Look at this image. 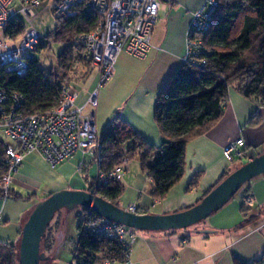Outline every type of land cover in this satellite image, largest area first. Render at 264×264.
I'll return each instance as SVG.
<instances>
[{"label":"trees","instance_id":"trees-1","mask_svg":"<svg viewBox=\"0 0 264 264\" xmlns=\"http://www.w3.org/2000/svg\"><path fill=\"white\" fill-rule=\"evenodd\" d=\"M53 1L59 3L61 0ZM219 2L220 7L210 31L202 36L207 50L204 55L206 63L201 67L184 63L157 97L155 122L165 137L160 150L147 144L119 117L99 136L103 151L102 170H114L126 157L129 160L138 158L142 171L153 183L151 194L157 200L168 196L183 178L187 144L213 129L224 117V106L231 88L238 89L245 99L260 102L264 107V0ZM100 20L98 14L85 11L74 20L58 23L54 40L66 45L64 52L58 56V71L42 70L36 58L28 62V74L21 79L6 74L0 67V88L9 95L22 94L26 100L23 109L27 115L55 109L62 100L63 84L76 64V53L84 51L77 38L93 31ZM26 28L24 21L18 18L8 27L5 37L17 38L26 32ZM42 46L36 53L40 52ZM80 61H83V57ZM251 122L252 125L259 123ZM6 148L7 144L1 140L0 181L8 171ZM243 152L246 154V150ZM248 160L247 156L244 161L234 163H239V169ZM86 173L82 174L85 176ZM229 174L230 171L225 173L220 182ZM199 179L200 175L196 176L192 186L197 185ZM88 186L89 193L115 206H118L117 201L124 191L119 182L98 189H95L94 182H88ZM11 194L12 191L8 196L0 194V199L5 200ZM83 212L90 217H97L88 209L83 208ZM78 230L80 236L73 253L74 264H101L108 259L123 264L127 252L122 244L83 233L82 221ZM18 245L0 242V264H19ZM235 264H264V260L252 263L235 260Z\"/></svg>","mask_w":264,"mask_h":264},{"label":"crops","instance_id":"crops-1","mask_svg":"<svg viewBox=\"0 0 264 264\" xmlns=\"http://www.w3.org/2000/svg\"><path fill=\"white\" fill-rule=\"evenodd\" d=\"M182 1L183 6L180 4V0H177L174 5L162 13L172 15L177 10L188 7V13L181 22L183 24L180 25L182 41H180V52L174 59L163 58L160 55V50H155L149 55L148 67L153 70L149 75V83H147L149 88L138 89L144 100L148 102V106H146L144 111L138 107L130 106V109H125L126 111L122 112V116H117L144 138L147 144L163 143L165 140V137L160 133L159 126L155 122V103L160 91L166 87L178 66L184 64L186 49L184 51L183 41L186 36V46L190 21L206 0ZM176 17L171 19V24L176 22ZM157 27L152 34V44L154 47L160 48L161 42L159 41L162 39L159 40L157 38ZM127 57L128 55L125 53L119 56L117 65L119 66V63L122 62L119 67L120 70L123 69L125 71L124 64H126L125 60H127ZM117 68L116 66L115 76L119 72ZM95 79L98 81V78ZM126 81L128 82V80ZM123 87L120 85L119 89L113 91L112 95L114 96H112V99H122L129 106L131 94H123ZM115 91H118L120 95ZM91 94H93V91L86 93L82 99H80L81 96L79 94L77 107H84L88 103ZM226 101L224 106L225 115L217 125L203 136L194 138L187 144L185 174L179 183L172 188L168 196L159 200L153 198L151 194L153 183L142 171L141 164L138 172L133 171L130 165L129 171L121 184L124 188L123 194L130 190L131 193H134V198L125 203L121 200L124 196L122 194L117 201V205L137 215H162L182 212L196 206L206 196L208 191L217 186L225 173L228 171L231 173L238 169L237 165L239 163H231L223 155L224 149L228 144L236 142L238 139L244 140L245 148L243 150H246V156L249 157V160L244 164L257 157V154L261 155L264 153V133L263 131L262 133L259 132L260 127L264 123V107L262 104L254 100L245 99L236 88H231ZM94 118L98 131L99 128L102 131H106L111 124V122H101V117L97 115V112L94 113ZM251 121L259 123L258 125H252ZM82 161L89 163L87 175L85 176L79 172V166ZM97 172V165L89 161L82 153L62 163L56 169H53L39 153L35 152L27 156L19 172L14 176L11 196L5 200L0 199V212L3 215L4 222L10 225L18 224L16 232L17 243L15 245L20 241L21 231L26 223L28 214L33 211L31 208H34L38 203L29 206L24 214L16 216V214L7 209L9 199L25 202L24 196L26 194H30L31 198L34 194L42 191V189L46 192L50 191L51 194L66 190L86 191L89 188L88 182H94L98 175ZM198 175H200L199 183L192 186L194 178ZM256 181L245 186L241 193V202L237 204L238 212L240 211L241 213L239 214L241 222L237 221V225L227 228V226H220L219 221L208 220L210 222L206 221L203 229L214 232L208 235H203L197 230L185 233H178L177 231L164 232L163 234L146 232L139 235L136 233L138 241L131 249L132 263L235 264V260H239L242 263L264 260V223H261V220H264V213L261 212L260 206L262 204L259 201V198L264 196V176ZM172 194L175 195L172 196ZM32 200L34 201V199ZM32 200H29V202H32ZM243 205L245 207L244 210L242 209ZM251 206H255L254 209L259 207L257 213L254 212L253 208V210L251 209ZM131 208L133 209L131 210ZM261 214L263 215L261 216ZM221 224H224V222Z\"/></svg>","mask_w":264,"mask_h":264},{"label":"built area","instance_id":"built-area-1","mask_svg":"<svg viewBox=\"0 0 264 264\" xmlns=\"http://www.w3.org/2000/svg\"><path fill=\"white\" fill-rule=\"evenodd\" d=\"M52 1L56 18L62 22L74 20L81 12L98 14L101 20L96 28L77 38L84 50V61L99 72L100 86L108 84L115 76L118 58L122 53L140 61L160 50L153 46V31L159 25L161 15L177 0H61ZM15 5H18V7ZM44 5V0H0V67L6 74L24 78L29 71L28 62L35 58L36 50L45 44L44 37L33 28L17 38H6L8 27L18 18L30 19ZM220 7L219 0H206L194 14L187 32L185 64L203 66L207 50L202 36L210 31L214 16ZM79 94L69 85L63 84L62 100L55 109L27 115L23 109L26 100L21 94H7L0 88V130L12 141L7 144L8 171L0 181V194L8 196L12 191L15 175L27 156L39 153L56 169L82 153L98 167L94 179L95 189L111 183H121L130 168L126 157L112 171L102 170V145L96 128L94 113L86 114L90 105L97 107L98 95L92 94L84 107H76ZM243 139L230 143L224 149V157L231 163L242 162L247 156L243 152ZM89 168L82 161L79 172ZM82 232L91 237L119 242L126 249L123 264L132 263V247L137 235L127 229L100 217L84 213ZM3 215L0 212V224ZM101 264H121L110 259Z\"/></svg>","mask_w":264,"mask_h":264},{"label":"rangeland","instance_id":"rangeland-1","mask_svg":"<svg viewBox=\"0 0 264 264\" xmlns=\"http://www.w3.org/2000/svg\"><path fill=\"white\" fill-rule=\"evenodd\" d=\"M180 4H182V6L184 5L182 0H180ZM51 5H52L51 0H44V5L35 13L34 17L30 18L29 20L20 17V19L24 21L28 29L33 28L34 30H37L38 33L44 37L45 44L42 46L43 48H41L40 52H37L34 55L36 60L40 63V68L42 70L45 69L48 72H50L51 70L52 72L58 71V65H59L57 63L58 56L64 52L63 50L66 47L65 44L64 45L60 44L56 40H54V36H55L54 34L58 26V23L62 21L56 18ZM16 6L18 7V5H15V8ZM187 10L188 7L181 8L177 10L175 13H172V15L171 14L161 15V20L156 30L158 31L157 38L159 40L162 39L159 42H161L160 55L163 58L174 59V57H176L177 54L180 52L181 50L180 45L182 42L180 35V25L183 24L181 22L185 19L188 13ZM168 16L170 17L167 19ZM173 17H176V22L171 24V19ZM185 41H186V36H185V40L183 41L184 51L186 49ZM81 54L78 52L76 53V57H75L76 64L74 65L72 72L67 77L65 81L66 82L65 85H69L72 89H74L77 93H79L81 96L80 99H82L86 93L88 94L91 91H93V94L97 93L98 95L97 107L90 105L89 108L85 111L86 114H90L91 112L94 113L97 112V115L101 117V122L105 121L112 123L115 117L122 116V112L125 109H130L132 106L134 108L138 107L142 111L145 110L146 106H148V102L144 100V97L142 94H140L139 90H141V88L145 89V87L149 88V85L147 83H149L148 79L150 77L149 76L150 73L153 72L152 68L148 67L150 61L149 58L147 61H140L138 59L131 58L130 56H128L126 58L127 60L124 59L126 61V64H124L125 71L123 69L120 70L119 67L122 65V62H120L119 66L117 65L118 67L117 70L119 71L118 74H116V76L113 79H111V81L108 84L104 86H100L99 72L91 64H89V62L84 61V53ZM82 57H83V61H80V58ZM178 68L176 69V71L178 70ZM95 78H98V81H96ZM126 80H128V82ZM120 85L122 87L124 86L123 94L124 93L131 94V102L130 104H128L129 106H127L126 102H124V100L122 101V99L121 100L112 99V96H114L112 95L113 91L115 89H119L118 87ZM79 102L78 104H80ZM77 106L78 105L76 104V107ZM113 111L115 112V114ZM262 131L264 133V123L260 127L259 132L262 133ZM98 132H99V136L101 137L105 131H102L99 128ZM1 140L5 144L12 145V141L6 136L5 133H3L2 130H0V141ZM151 145H153L154 148L157 151H159L162 142L156 144L153 143ZM140 164L141 163L138 158L131 160L130 162L132 170L136 172H138V170L140 169ZM262 176L253 179L251 182L253 181L257 182L256 180H260ZM251 182L248 184H251ZM248 184H246L245 186H247ZM245 186H243L240 192L233 199L229 201V204H227L223 209L219 210L218 213H215V215L209 217L206 221L208 220H213L214 222L219 221L220 226H227V228L237 225L236 224L237 221L241 222L239 215L241 213L240 211L238 212L237 204L241 202V193L243 192ZM53 194H51L50 191L46 192L44 191V189H42V191L38 192L37 194L34 195L32 194L33 196L31 198H30V194H26V196H24L25 202H17V200H13L11 198L9 199V206L7 209L12 211L14 214H16V216H18V214L22 215L26 212L29 206H33L34 203L37 204L39 202L45 201L48 199L49 196ZM123 195L124 196L121 200L125 203H128L130 199L134 198V193H131L130 190L125 192ZM173 195L175 194H172V196ZM32 199H34V201ZM29 200H32L33 203L29 202ZM259 201H261L262 204V206H260L261 212L264 213V204H263L264 196L260 197ZM254 207L251 206V209L252 208L254 209ZM34 208L31 209L33 210ZM258 208L259 207H256L254 209L255 213H257ZM132 209L133 208H131V210ZM29 215L30 213L28 214V216ZM83 215H84L83 209H76V210H72L71 212L67 210H62L60 211V213L55 215L54 219L52 220L53 222L50 224L49 229L47 231L48 233L46 234L45 238L42 241L41 254L45 256V260L42 261L41 264H74L73 253L75 251L76 245L78 243L77 241L80 236L78 225L81 221H83L82 220ZM225 215L226 217L224 218ZM262 215L263 214H261V216ZM206 221L196 224V226L187 228L185 230H178L177 232L185 233V232H194L196 230L198 232L206 231L205 229H203L204 227L203 225ZM222 222H224V224H221ZM2 223L3 224H0V242L16 244L17 243L16 232L18 229V224L10 225L8 223H5L4 220ZM261 223H264V220H261ZM136 233L140 235L146 232L137 231Z\"/></svg>","mask_w":264,"mask_h":264},{"label":"water","instance_id":"water-1","mask_svg":"<svg viewBox=\"0 0 264 264\" xmlns=\"http://www.w3.org/2000/svg\"><path fill=\"white\" fill-rule=\"evenodd\" d=\"M262 175L264 176V154L230 173L196 206L182 212L162 215H137L87 190L59 191L39 202L27 217L19 241V264H41L45 260V256L41 254L42 241L55 215L62 210L71 212L88 209L102 219L139 232H174L206 221L229 204L243 186ZM212 233L214 232L209 230L201 232L203 235Z\"/></svg>","mask_w":264,"mask_h":264}]
</instances>
